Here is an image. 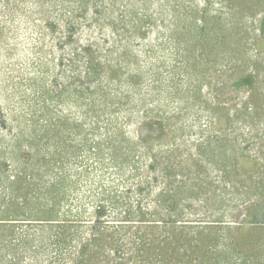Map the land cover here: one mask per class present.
I'll return each instance as SVG.
<instances>
[{
  "label": "rangeland",
  "instance_id": "1",
  "mask_svg": "<svg viewBox=\"0 0 264 264\" xmlns=\"http://www.w3.org/2000/svg\"><path fill=\"white\" fill-rule=\"evenodd\" d=\"M51 209L83 264H264V0H0V264Z\"/></svg>",
  "mask_w": 264,
  "mask_h": 264
},
{
  "label": "trees",
  "instance_id": "2",
  "mask_svg": "<svg viewBox=\"0 0 264 264\" xmlns=\"http://www.w3.org/2000/svg\"><path fill=\"white\" fill-rule=\"evenodd\" d=\"M73 30V27L69 30L70 32ZM68 38H72V35L70 34ZM75 48L73 51L74 56H79V52ZM83 57L89 54L90 50L89 49H83ZM88 65L92 67V63L88 61ZM77 72L78 73H81ZM86 73L91 74L92 71L88 70ZM76 74V75H77ZM64 88H59L57 89L58 92H61ZM107 109H112V106H109L108 104L106 105ZM142 143H146V139L141 138L140 140ZM146 145V144H145ZM104 206H99L97 210V217H100L104 211L102 210ZM26 220H37L39 222L37 223H30L28 222L27 225H34L39 233L46 239L41 240L42 243V248L44 247V255L41 256L42 262H47L46 264H52L53 262H76V264H83V262H86L89 260V256L91 255L90 247H93L96 245V243L99 241V244L103 246L106 241L103 240V233L104 231H101L99 233V236H96L93 239H90L87 241L85 244V248L82 249V251L78 253H74V248L75 245L74 240L71 238L69 239L67 236H69L71 233L67 230V225L65 223V219L60 218L58 216V211L55 210H47L45 214H35L32 216V218H25ZM70 228L72 225H70ZM17 223L15 222H0V229H3L4 235L9 239V241L6 239L8 246L10 244V248L12 247L13 249V242L10 243V237L14 235V232L16 230ZM106 227V226H103ZM104 230V229H103ZM2 232V231H0ZM29 239V237H26ZM27 239L25 240V244L27 243ZM141 238L134 239L133 244H140L141 243ZM26 246V245H25ZM29 247V246H28ZM26 248V247H25ZM41 247H39L40 249ZM137 248H140L137 246ZM68 249L66 253H63V250ZM32 252L36 253V251L31 250ZM69 252V253H68ZM33 253V254H34ZM54 253V254H53ZM67 255V257L65 256ZM52 255H55L56 257L53 258ZM13 262V261H12ZM10 262V264L12 263ZM6 264V263H5Z\"/></svg>",
  "mask_w": 264,
  "mask_h": 264
}]
</instances>
